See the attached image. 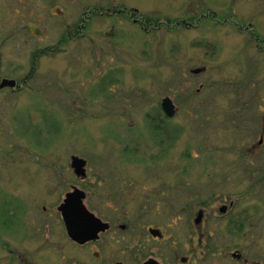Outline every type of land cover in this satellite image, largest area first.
<instances>
[{
    "label": "rangeland",
    "instance_id": "obj_1",
    "mask_svg": "<svg viewBox=\"0 0 264 264\" xmlns=\"http://www.w3.org/2000/svg\"><path fill=\"white\" fill-rule=\"evenodd\" d=\"M116 1L159 22L179 18L182 30L145 34L124 16L98 14L97 52L84 42L72 43L37 59V80L16 93H0V209L18 189L26 199L37 195L39 219L46 218L42 206L55 208L71 186L83 185L71 167L72 158L80 157L88 161L89 205L95 206L94 191L102 189L123 220L141 216L144 224L162 226L170 237L166 246L180 248L194 236V219L203 209L202 231L211 234L216 254L231 257L238 250L264 264V142L258 143L264 120L255 110L264 109V52L245 45L232 23L256 11L252 0ZM35 2L0 0L4 77L26 74L33 46L45 44L38 42L41 35L56 38L62 29ZM100 6H106L104 0H98ZM209 10V17L202 15ZM68 15L72 20L73 5ZM188 19L191 29L183 28ZM252 80L253 96L246 85ZM47 87L53 101L47 100ZM166 97L177 108L172 119L161 111ZM160 126L172 139L157 136ZM231 202L234 209L222 217L219 208ZM144 206L150 209L142 211ZM232 220L244 223L240 234L237 229L230 234ZM197 253L196 264H209L200 249ZM219 263L229 259L218 258Z\"/></svg>",
    "mask_w": 264,
    "mask_h": 264
},
{
    "label": "flooded vegetation",
    "instance_id": "obj_2",
    "mask_svg": "<svg viewBox=\"0 0 264 264\" xmlns=\"http://www.w3.org/2000/svg\"><path fill=\"white\" fill-rule=\"evenodd\" d=\"M35 1V4L38 5V12H44L48 17L58 21L62 29L58 31L60 34L56 33V38L45 35L44 33L41 35L43 39H40V41L38 40V42H45V44L33 46L34 51L32 52L33 58L31 60V66L28 72L23 74L22 77H4L0 67V84L4 79L14 80L16 82L14 87L8 86L0 89V93L7 94L6 91L16 93L29 84V81L37 80L34 76L37 59L54 52H64L72 43L77 44L84 42L86 44L84 45L85 49L87 48L88 51L97 52L98 31L93 25H96L98 14L104 17L124 16L127 18V21L131 22L132 26H137L139 30L145 34L159 32V30L163 28L169 31L167 33H170V31H177L171 32L170 34H175L182 30L181 19L175 18L173 20L176 21L173 22L171 18L167 17V19L159 22L158 19L152 18L149 13H144V15H142L139 8L126 6L124 1L117 3L116 0H104V4H106L105 7H98V0ZM229 1L231 2V0ZM262 1L264 2V0H252L251 2L254 5V10L256 8V11H252L250 15L244 12L238 24L235 21H232V23L235 24L234 27L237 28L238 32L242 34L241 36L243 37L245 45L249 47L255 45L256 49L263 50L264 52V19L260 17L261 13H264V7L260 6ZM72 5L73 17L72 20H70L68 13L69 7H72ZM234 5L235 3L233 2L232 5H230V9L228 7L229 14H226L225 21L227 23L229 21L231 22V15H233L231 11L235 13ZM243 5V9L246 10V4ZM42 6H44V8H42ZM198 12L199 10L197 8L194 16H196ZM209 13L210 10L202 15L209 17ZM193 18L194 17H192V19ZM94 19L95 24L92 22ZM169 19L171 21L168 22ZM189 19L185 20V27L183 28H192L193 23H190ZM28 31L31 32L32 30L28 29ZM34 31L35 29H33L32 32ZM87 40H90V45H87ZM51 41L54 42L52 43ZM46 85H48V83ZM246 85L250 86L249 93L253 96V93L255 94L256 82L252 80ZM39 89L42 90L45 89V87H40ZM46 89L49 90L47 93V100L53 101V89L48 87ZM242 99L246 100V94H244V98ZM260 102H263V100ZM245 103L247 104L246 101ZM259 107L261 108L260 104ZM255 110L260 112L259 116L262 115L264 120V109ZM161 111L165 118L172 119L176 115L177 108L175 114L171 117L166 114L162 106ZM251 111L254 110H250V115H252ZM245 117H247V115ZM19 121L20 119L18 122ZM163 127L160 126L158 132L155 129V132L162 140L169 141L172 137L163 131ZM163 133L165 134L162 135ZM258 135V143L261 145L264 142V124L263 126L262 124L258 126ZM254 147H257L256 144ZM84 160L86 161L85 176L76 174V169L73 167L71 160V167L74 174L80 179L79 182L83 185L71 186V189L65 192L58 204L55 205V208L54 206L51 208L45 205L42 206L41 210L44 212L43 216H46V218L41 217V219H39L38 197L36 194L33 195V193H30L29 198L26 199L21 195L22 191L17 189V192L14 191L13 194L6 197L8 204L0 209V264H196L195 258L198 256V249L201 250L202 256L207 258L209 264H216V260L222 257L229 259L228 264H230L231 261H233L234 264H263L262 262L247 258L244 252L238 250L235 253H231V257L220 253L219 255L216 254L217 252H215V250L217 246L215 243L211 242L214 240L211 234H206L202 231L205 225V211L203 209L197 211V216L194 219V236L190 237L189 242L185 243L184 246L180 248V246L172 245L171 243L166 246L170 237H167L166 231L162 226L144 224L141 216L135 221L123 220L119 215V208L111 205L113 201L112 195H106V192L102 189L94 191L95 206L89 205L92 193L84 188L88 178V161L86 159ZM50 170H52L51 167ZM23 175L24 174H21L20 176ZM61 177L63 178V176ZM98 180H101V175H98ZM1 182L2 178L0 176V189L2 186ZM20 187L27 186L25 184H20L18 188ZM75 190H79L85 194L82 204L86 211L94 215L98 220L96 237L84 242L80 241L82 239V233L90 224L88 218H92L87 216L85 212H79L73 208L69 209V214L72 213L70 216L74 221L71 220L73 225L70 229L65 221L63 212L60 210V207L67 199V195L73 193ZM121 192L132 199L128 191L122 190ZM130 192L134 193L133 190ZM234 206V202H231L229 206L223 205L219 208V213L222 217H225L234 209ZM222 208H225L224 212H221ZM148 209H150L149 206H144L142 211H147ZM155 209L158 210L160 207H155ZM200 213H202V218L200 221H197ZM126 217H128V215H126ZM56 224L60 227L58 232H55ZM173 224L176 225L177 223L173 222ZM231 225L230 234L233 233L235 229H237L240 234L244 223L242 224L240 220H232ZM19 227H21L23 231L21 235H19L17 231ZM56 234H58L57 238ZM78 235L79 239H74V236ZM181 251L184 252L182 253ZM214 256H217L215 263L213 262Z\"/></svg>",
    "mask_w": 264,
    "mask_h": 264
},
{
    "label": "water",
    "instance_id": "obj_3",
    "mask_svg": "<svg viewBox=\"0 0 264 264\" xmlns=\"http://www.w3.org/2000/svg\"><path fill=\"white\" fill-rule=\"evenodd\" d=\"M200 71L201 70H198L197 72H200ZM15 85H16V82L14 80L4 79L2 83L0 84V89L4 87H8V86L14 87ZM161 106H162V109L166 112V114L170 117L173 116L176 112V105L173 102V100L169 97H166L162 101ZM85 164H86V161L82 158L73 157L72 159V165L76 169L77 175H82V176L86 175ZM84 197H85V194L83 192L79 190H75L73 193H69L67 195V199L60 207V210L63 212L65 221L67 222L68 228H70L73 225L72 223L73 219L70 216L72 213L69 214V209L73 208L79 212H85L87 216H90V218H92V219L88 218V222H90V224L84 229V232L82 233V239L80 240L81 242L88 241L96 237V226L98 224L97 223L98 220L94 217V215L88 213V211H86L85 207L83 206L82 201ZM224 211H225V208H222L221 212H224ZM201 218H202V213L199 214L197 221H200ZM78 237L79 235L74 236V239L78 240L79 239Z\"/></svg>",
    "mask_w": 264,
    "mask_h": 264
}]
</instances>
